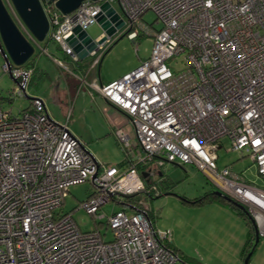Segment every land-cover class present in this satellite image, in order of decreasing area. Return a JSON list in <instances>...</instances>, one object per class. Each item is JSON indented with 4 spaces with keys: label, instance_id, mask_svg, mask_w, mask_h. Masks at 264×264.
Returning <instances> with one entry per match:
<instances>
[{
    "label": "built area",
    "instance_id": "obj_1",
    "mask_svg": "<svg viewBox=\"0 0 264 264\" xmlns=\"http://www.w3.org/2000/svg\"><path fill=\"white\" fill-rule=\"evenodd\" d=\"M105 1L123 19L116 32L123 29L133 40L144 31L137 24L146 12L160 25L152 29L147 59L118 79L90 84L133 125V136L116 129L128 162L100 164L40 98L16 116L0 106V264H175L180 258L169 246L171 233L155 227L143 198L109 214L101 209L138 192L146 191L144 199L158 192L156 183L146 189V182L156 181L167 164L204 172L244 207L264 239V187L219 170L216 153L226 138L264 178V0H87L67 15L41 0L49 39L73 61L80 60L66 36L96 23ZM6 2L22 34L37 43ZM100 36L106 39L89 52L91 67L111 42L104 30ZM173 56L181 58L182 69L167 64ZM3 69L15 78L17 95L24 94L33 68L4 63ZM86 181L95 190L82 208L104 219L103 234L81 231L62 210L69 187Z\"/></svg>",
    "mask_w": 264,
    "mask_h": 264
},
{
    "label": "rangeland",
    "instance_id": "obj_2",
    "mask_svg": "<svg viewBox=\"0 0 264 264\" xmlns=\"http://www.w3.org/2000/svg\"><path fill=\"white\" fill-rule=\"evenodd\" d=\"M3 2L13 15L6 0ZM113 5L118 9L117 4ZM154 19L155 16L150 11L142 16L137 25L143 27L144 31L135 40L124 35L123 29L116 32L111 36V42L103 50H99L100 62L93 67L90 66L92 58L89 55L79 62L67 57L49 39V33L43 41L32 42L34 53L30 60L35 59L34 76L30 78L21 96L17 95L18 84L3 69L5 60L0 52V106L16 116L19 111L29 107L31 98L42 99L51 118L65 124L100 164L119 166L125 154L116 138V129L122 127L133 136V125L123 112L108 103L90 84L93 81L100 84V81L118 79L149 57L154 39L152 29L160 28L158 23H154ZM86 32L92 39H96L103 28L96 22ZM56 59L61 60L66 67L59 66ZM180 59L173 56L167 64L174 69H182ZM221 141L223 147L216 152L217 168H228L230 176L243 177L264 187V178L258 175L257 167L250 157L245 152L231 150L226 138ZM161 171L162 175L157 176L156 180L161 195L145 199L141 196V199L145 200L146 208L154 213L155 227L160 231H170L174 248L186 258L200 260L203 264H243L244 256L249 252V264H264V239H259L253 248H248L243 257L238 254L233 258L231 245L237 248L238 244H233L224 229L229 228L239 235L241 226L245 231V241L249 231L245 215L230 207L235 215L227 219L223 211L216 207V200L204 199L199 203H191L196 198L203 199L209 191H220L209 176L192 165L169 164L161 168ZM163 178H167L171 185L164 188L165 184L160 182ZM94 190L90 181L69 187L62 210L72 213L81 231L99 230L103 234L106 232L104 219H95L82 208L83 202ZM118 208V205L112 203L101 206L106 214ZM105 238H112L110 231ZM175 264L182 262L178 259Z\"/></svg>",
    "mask_w": 264,
    "mask_h": 264
},
{
    "label": "water",
    "instance_id": "obj_3",
    "mask_svg": "<svg viewBox=\"0 0 264 264\" xmlns=\"http://www.w3.org/2000/svg\"><path fill=\"white\" fill-rule=\"evenodd\" d=\"M54 3L55 7L64 15L73 12L82 2L87 0H48ZM99 2L102 0H90ZM17 15L29 30L36 41L41 42L45 39L49 31V21L43 9L41 0H10ZM101 12L97 16V23L101 25L106 35L113 36L117 28H121L124 24L123 19L116 9L105 1L101 4ZM109 17L110 22L106 19ZM78 35V39L74 37ZM106 39L105 36H100L94 41L85 30L80 27H75L73 33L66 36V40L73 48L74 53L79 57V60H84L89 55V52L97 48ZM0 52L8 66H22L33 55L34 47L21 33L18 26L14 22L10 13L8 12L3 0H0ZM13 78V77H12ZM13 80L16 82L15 78ZM85 149V148H84ZM146 176V173H143ZM218 196L232 202L241 210L244 207L237 201L229 198L221 191H214ZM254 227V225H253ZM255 243L259 241V234L254 227ZM251 252L247 253L244 264L249 263Z\"/></svg>",
    "mask_w": 264,
    "mask_h": 264
},
{
    "label": "trees",
    "instance_id": "obj_4",
    "mask_svg": "<svg viewBox=\"0 0 264 264\" xmlns=\"http://www.w3.org/2000/svg\"><path fill=\"white\" fill-rule=\"evenodd\" d=\"M140 33L141 32H139L137 34L136 38H138L140 35H142ZM124 35H127V34L124 33ZM122 36H123V34H122ZM122 36H119V38H121ZM119 38H117V39H119ZM58 48H60V47L58 46ZM34 64H35V59H31L28 63L25 64L26 66H31L33 68L32 69V74H31L30 78L34 76ZM30 78H29V80H30ZM29 107H30V105H29ZM124 154H125V157L123 158V161H122V163L120 165H125L128 162V160L126 159L127 157H126V151L125 150H124ZM139 168H142V167H139ZM145 180H148V179H145ZM160 182L165 184L164 185V188H166L168 185H171V183L167 180V178L161 179ZM152 183H156L158 192H154L153 190H151L146 195L147 198L157 197V196H160L161 195V193H160V187H159L157 181H149V182H146V189H149L151 187V184ZM145 192L146 191L138 192V193H135V194L130 195V196H125V200H123V204H118V206H119L118 209H126V203L127 202H136V201H138L139 199H141V196L142 197L145 196L143 194ZM204 199H205V201L206 200H210V201H212V200H218V201L226 204L227 206L231 207L232 209H234L235 211H237L239 214H242V215H245L246 216L247 222H248V226H249L248 227L249 228V231H248V236H247L246 240L244 241V245H243V248H242V254L243 255L245 254L244 252L247 253L248 248H250L251 246L253 248L258 243V242L255 243V235H254V227H253L252 219H251L250 215L248 214V212L246 210H244V211L241 210L235 204H233L232 202H229L226 199L218 196L213 191H209L208 193H206V196L203 199L202 198H196L191 203H193V204L194 203H199V202H201ZM148 212H149V216L151 217L152 221L155 222L154 221V213L152 211H149V210H148ZM169 246L172 247V248H174L172 246L171 242H170ZM174 249L178 252V255H179V258L182 261V264H185V263H189V264H203L199 260H190V259L186 258L184 255H182V253H180V251L178 249H176V248H174ZM246 255L244 256V259H245Z\"/></svg>",
    "mask_w": 264,
    "mask_h": 264
},
{
    "label": "crops",
    "instance_id": "obj_5",
    "mask_svg": "<svg viewBox=\"0 0 264 264\" xmlns=\"http://www.w3.org/2000/svg\"><path fill=\"white\" fill-rule=\"evenodd\" d=\"M125 73H127V72H125ZM113 80H115V79H113ZM113 80L100 81V84H105V83H108V82L113 81ZM168 165L169 164H167V166ZM172 165H175V164H172ZM216 201H217V204H216L217 206L216 207H218V209H220V210L223 211V213H224V215H225V217L227 219H229L230 217H232L233 215H235L234 212H233L234 210H232L229 206H227L226 204H224V203H222V202H220L218 200H216ZM213 203H215V202H213ZM233 221H234V217H233ZM228 222H230V221L228 220ZM224 231L232 239L233 244H234V242H235L236 245L238 244L237 245L238 246L237 248L231 245L232 252H233V258H234V255L237 256L238 254H240L241 257H243L244 255L242 254V248H243V245H244V236H245L244 229L242 230V227L240 226L239 235H237L238 233L236 231L230 230L229 228L228 229H224ZM244 253H246V252H244ZM243 263H244V260H243Z\"/></svg>",
    "mask_w": 264,
    "mask_h": 264
},
{
    "label": "clouds",
    "instance_id": "obj_6",
    "mask_svg": "<svg viewBox=\"0 0 264 264\" xmlns=\"http://www.w3.org/2000/svg\"><path fill=\"white\" fill-rule=\"evenodd\" d=\"M19 30H20V29H19ZM21 33H22V32H21ZM25 38H26V37H25ZM26 39H27V38H26ZM27 40H28V39H27ZM35 40H36V39H35ZM29 42H30V41H29ZM37 42H38V41H37ZM29 61H30V59H29L26 63H28ZM26 63H25V64H26ZM25 64L22 65V66H25ZM31 99H32V98H31ZM259 239H262V238L259 237ZM243 264H244V263H243Z\"/></svg>",
    "mask_w": 264,
    "mask_h": 264
}]
</instances>
